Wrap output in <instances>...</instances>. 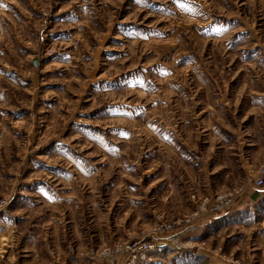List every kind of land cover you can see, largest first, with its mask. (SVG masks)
<instances>
[{
	"label": "rangeland",
	"instance_id": "obj_1",
	"mask_svg": "<svg viewBox=\"0 0 264 264\" xmlns=\"http://www.w3.org/2000/svg\"><path fill=\"white\" fill-rule=\"evenodd\" d=\"M263 167L264 0H0V264H264Z\"/></svg>",
	"mask_w": 264,
	"mask_h": 264
},
{
	"label": "built area",
	"instance_id": "obj_2",
	"mask_svg": "<svg viewBox=\"0 0 264 264\" xmlns=\"http://www.w3.org/2000/svg\"><path fill=\"white\" fill-rule=\"evenodd\" d=\"M256 176H253L252 187L256 190L264 187V167L258 172ZM250 180V179H249ZM242 196V189L239 187L229 188L223 192L216 194L215 196H204L195 200V208L192 216L194 219L204 216H213L217 213L227 209L238 197ZM169 225L166 226L168 229ZM174 244L177 247L182 245L178 243V239L170 237L155 242L154 240H143L141 242H133L126 246L128 250L125 255L124 264H135L136 258L145 259L150 255V252L157 247L160 248L166 244ZM109 248H104V252L107 256L111 257L113 254L119 252V248H115L113 251H109Z\"/></svg>",
	"mask_w": 264,
	"mask_h": 264
},
{
	"label": "crops",
	"instance_id": "obj_3",
	"mask_svg": "<svg viewBox=\"0 0 264 264\" xmlns=\"http://www.w3.org/2000/svg\"><path fill=\"white\" fill-rule=\"evenodd\" d=\"M223 152L227 154L228 151H227L226 149H224ZM229 154H230V153H228V155H229ZM243 162H244V161L241 160L240 163L242 164ZM246 170H247V169H246ZM227 174H229V175L232 176V175L234 174V170H233V169H229L228 171H226V175H227ZM247 174H248V173H247ZM228 188H229V187H227V189H228ZM210 190H211V191H210ZM251 191H252V189H251ZM213 193H214V192H212V189L209 188L208 191H207V194H208V195H212ZM255 194H256V195H255ZM255 194H254L255 198H257L256 196H259V195H260V201H261V200H262L261 196H264V194H262V192H260L259 194H257V193H255ZM251 195H252V194H249V197H248L249 200H250V198H252ZM248 204H249V203H248ZM245 205H246V204H244V206H245ZM242 207H243V206H242ZM217 218H218V217H217ZM212 221H214V220H212ZM261 237H262V235H260V241H261Z\"/></svg>",
	"mask_w": 264,
	"mask_h": 264
}]
</instances>
